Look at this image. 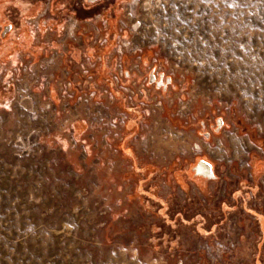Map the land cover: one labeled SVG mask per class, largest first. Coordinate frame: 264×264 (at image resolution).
<instances>
[{
    "label": "rangeland",
    "instance_id": "374dc122",
    "mask_svg": "<svg viewBox=\"0 0 264 264\" xmlns=\"http://www.w3.org/2000/svg\"><path fill=\"white\" fill-rule=\"evenodd\" d=\"M0 264H264V0H0Z\"/></svg>",
    "mask_w": 264,
    "mask_h": 264
},
{
    "label": "bare ground",
    "instance_id": "6f19581e",
    "mask_svg": "<svg viewBox=\"0 0 264 264\" xmlns=\"http://www.w3.org/2000/svg\"><path fill=\"white\" fill-rule=\"evenodd\" d=\"M196 167V166H195ZM196 171L198 174L203 175L207 178H213L214 172L212 170L211 164L206 160H201L196 167Z\"/></svg>",
    "mask_w": 264,
    "mask_h": 264
},
{
    "label": "flooded vegetation",
    "instance_id": "af4514ba",
    "mask_svg": "<svg viewBox=\"0 0 264 264\" xmlns=\"http://www.w3.org/2000/svg\"><path fill=\"white\" fill-rule=\"evenodd\" d=\"M86 1V3H88V4H94V3H96L98 0H85ZM78 5H79V7H82L81 6V4L80 3H78Z\"/></svg>",
    "mask_w": 264,
    "mask_h": 264
}]
</instances>
